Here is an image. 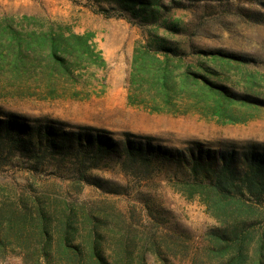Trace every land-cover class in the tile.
<instances>
[{
  "label": "trees",
  "instance_id": "obj_1",
  "mask_svg": "<svg viewBox=\"0 0 264 264\" xmlns=\"http://www.w3.org/2000/svg\"><path fill=\"white\" fill-rule=\"evenodd\" d=\"M87 3L105 16L117 11V16L167 32L149 33L134 50L133 68L145 73L148 94L161 99L152 101L151 111L177 113L182 106L181 112L242 123L264 108V75L249 73L250 85L242 91L219 81L223 70L239 68L251 58L198 46L180 20L164 17L170 7L165 0ZM105 66L91 32L78 33L34 15L0 18V75L32 81L40 94L78 97L83 76ZM111 154L120 157L125 173L137 177L165 169L172 188L186 199H197L216 224L196 240L185 230L165 229L151 212L135 217L104 199L0 184V258L15 256L22 264H148L147 255H153L161 264L170 258L189 264H264V147L172 149L148 138L117 141L86 128L75 132L0 118V167L13 157L35 170L51 162L68 163L78 173L71 180L78 193L84 184L105 190L109 181L88 180L85 172Z\"/></svg>",
  "mask_w": 264,
  "mask_h": 264
},
{
  "label": "rangeland",
  "instance_id": "obj_2",
  "mask_svg": "<svg viewBox=\"0 0 264 264\" xmlns=\"http://www.w3.org/2000/svg\"><path fill=\"white\" fill-rule=\"evenodd\" d=\"M165 1L170 7L164 17L180 20L184 33L191 35L198 46L251 58L239 68L223 70L219 81L242 91L250 85L249 73L264 75V0ZM116 12L112 11V16L95 12L87 0H0V18L34 15L78 33H93V41L106 61L105 68H91L93 75L83 76L77 86L82 91L78 97L66 94L49 98L40 94L32 81L23 83L25 79L11 80L0 75V118L50 123L75 132L86 128L117 141L148 138L152 144L172 149L195 145L238 151L249 144L264 147V108L242 123H221L192 110L181 112L182 106L177 113L151 111L152 101L161 99L148 94L145 73L133 68L134 50L146 42L149 33L167 32L163 27L139 25L134 18L117 16ZM23 84L28 88L24 90ZM44 84L40 82L41 87ZM19 86L24 92L17 89ZM10 161L0 167V184L39 186L65 191L79 199H104L135 217L151 212L162 219L165 229L185 230L196 240L216 224L197 199H186L172 188L163 168L148 177H137L125 173L120 157L111 154L97 168L85 172L88 180L109 181L105 190L84 184L78 193L71 183L77 180L78 173L70 169L71 164L51 162L35 170L16 157ZM144 219L150 221L145 215ZM147 263L161 264L153 255H147ZM0 264L22 263L18 257L8 256L0 258ZM166 264L189 262L170 258Z\"/></svg>",
  "mask_w": 264,
  "mask_h": 264
}]
</instances>
